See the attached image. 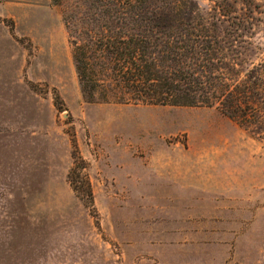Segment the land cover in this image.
<instances>
[{"label": "rangeland", "instance_id": "rangeland-1", "mask_svg": "<svg viewBox=\"0 0 264 264\" xmlns=\"http://www.w3.org/2000/svg\"><path fill=\"white\" fill-rule=\"evenodd\" d=\"M148 3L234 39L232 85H260L239 116L257 125L88 102L67 5L0 0V264H264V0Z\"/></svg>", "mask_w": 264, "mask_h": 264}, {"label": "trees", "instance_id": "trees-1", "mask_svg": "<svg viewBox=\"0 0 264 264\" xmlns=\"http://www.w3.org/2000/svg\"><path fill=\"white\" fill-rule=\"evenodd\" d=\"M53 2L67 5L72 58L88 102L216 107L243 127L257 125L239 115L256 106L253 97L260 85L251 79L232 85L226 51L234 39L218 35L214 24L171 3ZM86 188L92 199L89 184Z\"/></svg>", "mask_w": 264, "mask_h": 264}]
</instances>
